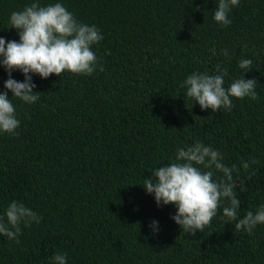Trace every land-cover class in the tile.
I'll return each instance as SVG.
<instances>
[{
    "label": "trees",
    "instance_id": "trees-1",
    "mask_svg": "<svg viewBox=\"0 0 264 264\" xmlns=\"http://www.w3.org/2000/svg\"><path fill=\"white\" fill-rule=\"evenodd\" d=\"M33 2L62 3L103 39L91 46V75L29 73L39 92L31 104L4 87L0 64V92L20 121L18 134L0 132V217L13 200L42 217L20 225L18 243L0 234V264H51L57 253L66 264H264V224L237 231L222 219L223 200L191 235L172 219L176 206H158L142 184L176 162L178 147L203 142L228 167L259 160L233 173L238 219L264 205V0H239L227 26L213 18L219 0H0L6 43L20 39L10 14ZM241 59L253 61L250 71ZM217 65L225 88L255 78L258 99L202 110L181 84L194 72L218 74ZM11 76L25 79L18 69Z\"/></svg>",
    "mask_w": 264,
    "mask_h": 264
},
{
    "label": "clouds",
    "instance_id": "clouds-1",
    "mask_svg": "<svg viewBox=\"0 0 264 264\" xmlns=\"http://www.w3.org/2000/svg\"><path fill=\"white\" fill-rule=\"evenodd\" d=\"M239 0H219L214 12V20L227 26L231 23L228 13L238 6ZM9 23L18 29L19 42L0 37V60L9 78L4 87L11 90L12 97L26 103H34L39 97L33 89L29 73L39 74L48 78L51 74L61 76L65 70L91 75L96 70L97 57L91 50L93 44L103 39L95 25H87L76 20L74 15L60 2L41 6L33 2L21 11L10 14ZM215 51V50H213ZM228 55L227 49L222 50ZM251 59H241L239 68L245 72L252 69ZM20 70L25 79L23 82L12 78L13 70ZM100 71L103 67L100 66ZM218 74L192 73L181 84L186 88L187 97L198 102L201 109L211 108L213 112L221 108L231 111L234 107L232 98L249 97L258 99L255 78L234 80L229 87H224L227 69L216 67ZM20 126L16 118L15 107L7 92H0V132L18 134L15 130ZM176 162L152 170V176L142 183L146 191L154 194L157 205L174 204L177 208L172 219L181 226L184 232L194 235L197 230L203 231L217 215L221 201L227 200L228 206L223 207L222 219L227 222L236 221L235 229L244 230L249 235L258 224H264V205L255 212L248 211L238 219L240 201L234 189L237 182L233 173L245 172L251 165L258 164L256 158L241 161L240 167L226 166L223 155L218 150L206 146L203 142L180 148L176 153ZM195 165V166H194ZM222 173V176H216ZM248 178H251V174ZM243 186V181H240ZM243 190V188H242ZM6 221L0 217V234L9 240L19 242L22 232L21 224L30 226L32 222L40 223L42 217L22 202L13 200L5 209ZM157 221L150 227L156 229ZM51 264H66V254L57 253L51 258Z\"/></svg>",
    "mask_w": 264,
    "mask_h": 264
}]
</instances>
